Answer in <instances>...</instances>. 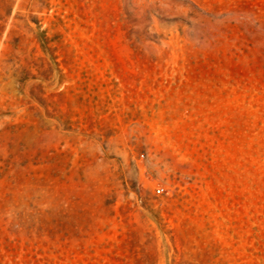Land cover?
<instances>
[{"label":"rangeland","instance_id":"rangeland-1","mask_svg":"<svg viewBox=\"0 0 264 264\" xmlns=\"http://www.w3.org/2000/svg\"><path fill=\"white\" fill-rule=\"evenodd\" d=\"M0 264H264V0H0Z\"/></svg>","mask_w":264,"mask_h":264}]
</instances>
